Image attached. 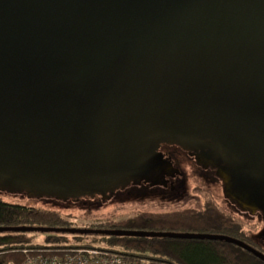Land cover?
I'll use <instances>...</instances> for the list:
<instances>
[{"label":"water","instance_id":"95a60500","mask_svg":"<svg viewBox=\"0 0 264 264\" xmlns=\"http://www.w3.org/2000/svg\"><path fill=\"white\" fill-rule=\"evenodd\" d=\"M198 132L264 182V0H0V180L104 193L152 136ZM1 233L221 241L264 262L225 235Z\"/></svg>","mask_w":264,"mask_h":264},{"label":"flooded vegetation","instance_id":"af4514ba","mask_svg":"<svg viewBox=\"0 0 264 264\" xmlns=\"http://www.w3.org/2000/svg\"><path fill=\"white\" fill-rule=\"evenodd\" d=\"M135 164L136 169L115 175L104 193H71L46 185L32 190L29 183L6 177L0 186L16 184L9 191L23 204L31 201L58 212L83 230H123L106 226L136 215L177 214L182 218L217 208L246 223L247 241L264 254V182L242 168L238 157L211 133L154 135ZM79 236L89 240L106 237Z\"/></svg>","mask_w":264,"mask_h":264},{"label":"trees","instance_id":"16d2710c","mask_svg":"<svg viewBox=\"0 0 264 264\" xmlns=\"http://www.w3.org/2000/svg\"><path fill=\"white\" fill-rule=\"evenodd\" d=\"M177 216L180 215L148 214L147 217L136 215L126 221L109 222L106 227L147 232L225 235L262 252L247 241L249 237L240 219L233 218L217 208L210 209V212L207 213H198L182 218H177ZM10 227L78 229L66 216L58 212L6 202L0 198V228ZM91 239H95V237ZM98 239L100 240L97 242L89 240L84 243L83 237L77 234L1 233L0 264L18 263L24 258L22 254L24 248L47 250L52 256H55L60 250L96 248L144 257L162 264H264L239 247L221 241L144 237H99ZM62 242L67 245H60ZM94 242H96L95 245Z\"/></svg>","mask_w":264,"mask_h":264},{"label":"built area","instance_id":"2783aa9c","mask_svg":"<svg viewBox=\"0 0 264 264\" xmlns=\"http://www.w3.org/2000/svg\"><path fill=\"white\" fill-rule=\"evenodd\" d=\"M22 254L24 258L15 264H149V261H152L144 257H130L128 254L96 248L60 250L55 256L47 250L24 248Z\"/></svg>","mask_w":264,"mask_h":264},{"label":"rangeland","instance_id":"374dc122","mask_svg":"<svg viewBox=\"0 0 264 264\" xmlns=\"http://www.w3.org/2000/svg\"><path fill=\"white\" fill-rule=\"evenodd\" d=\"M8 190L7 189H4V188H0V198L3 200V201H6V202H13V203H19V204H22V205H28V206H36V207H40L38 206L37 203H34V202H31L29 201L28 204H23V202H21V200L18 198V197H14L13 195L11 194H7ZM25 203V202H24ZM41 208H44V207H41ZM46 209V208H44ZM109 217H113L112 215H108ZM244 226L245 228L248 226L246 223H244ZM91 240H96V242L100 239H91ZM180 240V239H179ZM87 241H89V239H83V242L86 243ZM94 242V244L96 243ZM60 245H64L66 246L67 244L66 243H60Z\"/></svg>","mask_w":264,"mask_h":264},{"label":"bare ground","instance_id":"6f19581e","mask_svg":"<svg viewBox=\"0 0 264 264\" xmlns=\"http://www.w3.org/2000/svg\"><path fill=\"white\" fill-rule=\"evenodd\" d=\"M194 215V214H193ZM181 233H185V234H189V232H181ZM191 234H201V233H191ZM233 238V237H232ZM235 239V238H234ZM180 240H187V239H180ZM191 240H196V239H191ZM198 241H204V240H198ZM208 241V240H207ZM226 243V242H225ZM229 244V243H228ZM130 257H132V255H128ZM137 258H139V256H137ZM12 264V263H10ZM149 264H159L157 262H153V261H149Z\"/></svg>","mask_w":264,"mask_h":264}]
</instances>
